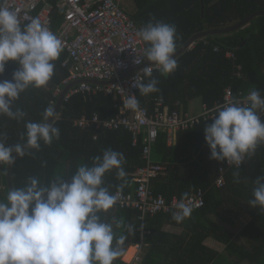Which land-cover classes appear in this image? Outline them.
<instances>
[{
  "label": "trees",
  "instance_id": "1",
  "mask_svg": "<svg viewBox=\"0 0 264 264\" xmlns=\"http://www.w3.org/2000/svg\"><path fill=\"white\" fill-rule=\"evenodd\" d=\"M132 2L135 8L130 15L141 28L153 16L158 21L177 26V49L194 33L227 27L255 11L264 10V0ZM63 14L60 9L54 10V29L63 21ZM226 51H231L235 58L226 57ZM65 56V53H62L59 60L54 62L55 74L46 87H30L13 103V110L22 109L26 113L23 121L0 115V136L6 134V146L26 143V124L43 122V113L55 104L65 86L63 80L69 75L67 69L62 67ZM177 61L178 69L168 77H164L160 71L153 72L152 78L159 80L160 91L147 96L138 92L137 99L140 104H145L150 98L161 97L171 109L175 108L176 102L182 103L184 109H187L188 102L194 101L195 110L198 111L204 103L211 106L216 101H221L227 87H230L234 94L255 89L264 97V16L255 17L247 26L232 33L210 35L197 40L177 58ZM237 65L241 67L240 70L236 68ZM18 67L16 62H8L4 74L0 75V82L12 81L13 73ZM149 79L151 78L146 77L145 83ZM117 101L103 93L86 97L73 94L65 99L58 118L53 122L54 126L60 129V139L54 140L51 146H46L41 141L40 151L32 150L34 155L18 157L11 171L13 186L24 187L29 177L38 178L43 186H49L59 176L70 182L80 165L91 167L94 157H102L103 152L111 148L126 157L123 167L127 177L123 192L134 189L133 174L143 165L142 138L133 145L131 134L125 130L85 131L74 125L75 119L90 117L93 113H98L101 117L115 116ZM261 120L264 121V117H261ZM211 123L213 122L201 123L194 128L178 132L176 142L172 146L167 145L166 135L161 131L152 147L153 160L165 166V169L151 180L150 187L155 194H161L169 200L173 196L182 199L184 193L190 196L198 188L205 192L204 206L193 212L187 221L193 223L194 228L180 235L163 232L161 225L173 218L171 214H157L146 217L144 228L150 233L141 235L138 230L141 224L137 219V211L116 209L101 214L103 220L113 224L117 237L127 236L123 246L124 254L131 245L141 240L149 244L150 247L140 264H240L244 261L247 264H264V213L248 204L254 198L252 193L256 178L264 176V145L258 147L256 155L250 160L246 159L241 167L229 169L226 184L217 188L214 180L218 175V167L223 162L210 158L211 150L205 141L204 129ZM96 134L97 139L94 140L93 136ZM6 167L7 165L0 166L5 186V197L0 201L5 202L9 192ZM237 171L240 173L239 183L234 182L233 173ZM104 180L105 186H112V192L117 190L121 183H125L118 179L115 169L107 173ZM213 216L228 225L237 222L233 216L247 217L248 221L236 234L223 224H218L212 219ZM121 219L125 227L117 228L116 223ZM128 225L135 231L129 232ZM208 240L213 241L216 248L204 244ZM161 253H165L167 260L158 262L151 259L154 254H158L160 258ZM124 254L114 261V264H126L124 259L122 260Z\"/></svg>",
  "mask_w": 264,
  "mask_h": 264
},
{
  "label": "clouds",
  "instance_id": "2",
  "mask_svg": "<svg viewBox=\"0 0 264 264\" xmlns=\"http://www.w3.org/2000/svg\"><path fill=\"white\" fill-rule=\"evenodd\" d=\"M137 36L146 45V60L164 77L176 72L179 64L174 58L175 24L158 21L153 16ZM63 51V41L39 17L22 27L19 10H11L7 0L0 5V75L10 61L19 66L12 81L0 82V115L24 120L26 113L22 109L13 110V103L30 87L41 89L49 84L55 74L54 62ZM144 75L151 79L147 83L143 78L134 80L133 87L143 96L159 92V80L152 78L151 66L144 68ZM125 99L127 109L140 110L137 96ZM215 111L217 114L211 117L214 122L204 129L210 158L239 168L264 145V121L258 114L264 111V98L253 89L247 102L232 99ZM55 116L54 108L49 106L43 113V122H28L26 143L6 146V134L0 136V166L15 165L14 153L20 158L34 155L32 150L40 151L41 141L51 146L54 140H59L60 129L48 123ZM125 163L123 153L109 148L102 157L93 158L91 167L80 165L70 182L59 176L49 186H43L38 178L29 177L24 187H13L6 202L0 201V264H114L124 254L127 236L117 237L113 224L103 220L101 214H107L123 199ZM114 169L118 179L125 181L115 194L104 180ZM233 176L234 182L239 183V171ZM252 195L254 198L248 204L264 213V176L256 178ZM188 196L184 193L175 205L177 211L172 218L177 223L192 216L194 208L184 202ZM116 227L124 228V221H118ZM127 228L129 232L135 231L131 225Z\"/></svg>",
  "mask_w": 264,
  "mask_h": 264
},
{
  "label": "built area",
  "instance_id": "3",
  "mask_svg": "<svg viewBox=\"0 0 264 264\" xmlns=\"http://www.w3.org/2000/svg\"><path fill=\"white\" fill-rule=\"evenodd\" d=\"M4 3L5 0H0V5ZM7 6L13 11L19 10L21 24L27 25L32 18L39 17L41 22L63 41L62 53L66 56L62 67L69 73L63 84L81 80L68 91L65 99L73 94L86 97L103 93L118 100L115 104L117 109L115 116L101 117L98 113H93L90 117L82 116L75 119V126L96 132L125 130L131 134L133 145L138 143L140 137L142 138L143 165L133 174L132 181L135 183V188L123 192V199L111 210L137 211V219L141 224L138 229L140 234H149V230L144 228L146 217L157 214L173 216L177 211L175 205L181 200L177 196L168 200L161 194H155L150 187L151 180L165 169L164 165L152 158V147L159 132L165 133L167 145L172 146L176 142L178 132L194 128L201 123L214 122L211 117L217 114L215 111L217 106L226 104L232 99L247 102L250 92L239 91L234 94L232 89L227 87L221 101H216L211 106L204 103L198 111L184 109L180 102H176L175 108L171 109L161 97L146 100L145 104H140L139 111L129 110L124 106L125 97L137 96L139 92L133 87L134 80L143 78L144 82L146 81L144 75L146 66H151L153 72L159 70L155 65L146 64L147 60L144 56L146 45L137 36L141 27L130 13L124 10L122 0H95L87 3L83 0H55V2L54 0H7ZM55 9L64 12L63 21L56 29L53 28L52 19ZM225 56L235 58L231 51H226ZM135 61L142 62L137 64ZM236 68L241 69L239 65ZM127 73L129 74L126 75ZM87 80L106 82V84H91ZM258 114L264 117V111H259ZM93 139H97V134ZM231 168L238 167L229 166L227 161L218 167V175L214 180L217 188L226 184V174ZM116 191L112 193L115 194ZM204 197L205 192L198 188L184 202L190 204L195 212L204 206ZM131 247L134 248L132 258L124 261L122 257V260L126 264H140L143 241L129 248Z\"/></svg>",
  "mask_w": 264,
  "mask_h": 264
},
{
  "label": "water",
  "instance_id": "4",
  "mask_svg": "<svg viewBox=\"0 0 264 264\" xmlns=\"http://www.w3.org/2000/svg\"><path fill=\"white\" fill-rule=\"evenodd\" d=\"M257 16H264V10L255 11V12L249 14L248 16L244 17L240 21L234 23L233 25L227 26V27L211 29V30H203V31H199L197 33H194L181 45V47L179 49H177V52H176L174 58L177 59L182 53H184L186 50L190 49L197 40L202 39V38L207 37V36H210V35H224V34H229V33H232L234 31H237V30L247 26ZM146 64H151V62L147 61ZM128 74L129 73H127L126 75H128ZM80 82H81V80L69 82L61 89V91L57 97V100L53 106L54 111L56 112V116H55L54 120L50 119L48 121V123H53L58 118L59 110H60V107H61V105L65 99L66 94L68 93V91L73 86L79 84ZM87 82L91 83V84H99V83L100 84H106V82H99L96 80H87ZM14 157L16 158V160L18 159V156H16V154H14ZM11 171H12V166L11 167L7 166L5 175H6L8 191H10L14 187L13 183H12Z\"/></svg>",
  "mask_w": 264,
  "mask_h": 264
},
{
  "label": "crops",
  "instance_id": "5",
  "mask_svg": "<svg viewBox=\"0 0 264 264\" xmlns=\"http://www.w3.org/2000/svg\"><path fill=\"white\" fill-rule=\"evenodd\" d=\"M133 6V8H135L134 3L132 2V0H129ZM54 106V105H53ZM195 103L194 101H189L188 102V106L187 109L191 110V109H195ZM86 131V130H85ZM5 186L3 183V179L2 176L0 174V200L3 199L5 197V192H4ZM218 224H223L227 229H230V231L234 232V233H238L241 228L247 223L248 218L247 217H242V216H233V219L236 220L237 222L234 225H228L226 223H224L223 221H221L219 218L214 217L213 218ZM188 219H186L183 223H177L175 220H171V221H165L162 225H161V231L166 232V233H171V234H175V235H180L182 233H185V231H187L190 228H194L193 223L187 222ZM189 224V225H188ZM241 242V241H240ZM204 244L211 246V247H215V243L211 240H208L206 242H204ZM149 244L146 242H143V247H142V258L146 255L147 249L149 248ZM216 248V247H215ZM220 248V247H219ZM222 249V248H221ZM128 255H130V251L129 249L127 250V252L125 253L124 257H127ZM151 259H153L154 261H160V260H167V257L165 255V253H161V257L159 258L158 254H154L151 256ZM233 260L235 258H232ZM240 264H247L246 261L240 263Z\"/></svg>",
  "mask_w": 264,
  "mask_h": 264
},
{
  "label": "rangeland",
  "instance_id": "6",
  "mask_svg": "<svg viewBox=\"0 0 264 264\" xmlns=\"http://www.w3.org/2000/svg\"><path fill=\"white\" fill-rule=\"evenodd\" d=\"M122 7L124 8L125 11L128 13L134 12V8L129 0H122Z\"/></svg>",
  "mask_w": 264,
  "mask_h": 264
},
{
  "label": "bare ground",
  "instance_id": "7",
  "mask_svg": "<svg viewBox=\"0 0 264 264\" xmlns=\"http://www.w3.org/2000/svg\"><path fill=\"white\" fill-rule=\"evenodd\" d=\"M129 251H130V255H128L127 257H124L123 258L124 261H129L132 258V255L134 253V248L133 247L129 248Z\"/></svg>",
  "mask_w": 264,
  "mask_h": 264
}]
</instances>
